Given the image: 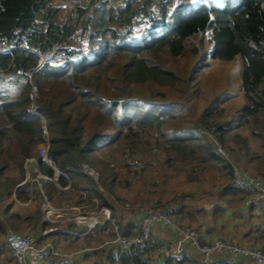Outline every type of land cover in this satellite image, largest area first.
<instances>
[{"label": "trees", "instance_id": "trees-1", "mask_svg": "<svg viewBox=\"0 0 264 264\" xmlns=\"http://www.w3.org/2000/svg\"><path fill=\"white\" fill-rule=\"evenodd\" d=\"M52 2L0 0V47H7L0 51V237L7 228L38 236L61 225L45 219L46 202L69 218L41 242L89 240L93 233L110 240L116 232L139 235L138 219L133 220L139 211L128 210L132 218L119 223L115 203L163 207L175 202V218L189 224L212 205L215 193L227 204L243 203L250 195L231 183V164L241 162L244 172L264 179V0H91L66 21ZM147 15L157 16L150 28L132 30ZM76 34L90 44L87 51L70 49ZM58 46H66L63 61L40 64L41 56ZM187 54L198 58L187 69L171 63ZM207 60L237 61L239 91L216 95L199 116L202 128L191 129L182 103L193 88L194 110L200 109L199 69ZM206 129L228 160L215 151ZM46 141L50 163L37 153ZM115 151L136 155L140 164L150 166L141 177L147 188L130 186L123 167L117 170L111 162ZM146 156H159L160 165L152 166ZM83 162L98 175L96 182L83 171ZM36 166L50 181L36 180ZM77 206L85 215L108 209L117 230L112 221H102L87 232L74 221L70 208ZM217 211L215 206L213 214ZM159 246L130 247L118 262L107 252L100 259L103 249H95V259L87 264H159L153 256ZM6 251L3 256L11 259ZM88 254H81L80 261L88 260ZM161 258L163 264L187 261Z\"/></svg>", "mask_w": 264, "mask_h": 264}, {"label": "built area", "instance_id": "built-area-1", "mask_svg": "<svg viewBox=\"0 0 264 264\" xmlns=\"http://www.w3.org/2000/svg\"><path fill=\"white\" fill-rule=\"evenodd\" d=\"M90 1L91 0H72L71 8L77 5L86 6ZM63 7H65V5H63ZM155 18H157L155 15L141 17L139 22L132 27V30L139 31L149 29ZM3 46L5 45L0 47V51H4L2 48ZM19 47L26 48L24 45H20ZM9 48H14V46L10 45ZM58 48L59 47L53 48L49 54L51 58H49V56L46 58L41 56L40 64L51 61L52 56L55 59H64L65 53L62 51L63 48ZM85 50L87 51V47L83 49V52H85ZM61 52L63 54H61ZM207 133L213 141L215 151L222 155L225 160H228L229 156L223 150L219 141L212 133ZM48 146V141L40 144L37 148V153L43 160L50 163L47 158ZM37 167L38 166L34 167V171L37 174L36 180L40 181L41 179H44L50 181L47 176L42 175L39 172ZM81 167L85 173L95 180V182L97 181L98 175L92 169L84 163H81ZM231 169V183L237 189L250 195L247 198L246 203L249 205L264 202V179L244 172L235 164H231ZM58 176L59 173L55 170L54 179L57 180ZM43 209L45 211V219L52 220V215L63 214L54 211L48 202L43 205ZM70 210H72V213L75 215L74 221L76 225L85 226L87 232L91 231L95 225L102 221H112L114 229L117 230L118 228L111 219L110 211L106 208H102L100 211L92 210L90 215H88L90 216V219H93V222L90 224L84 223L87 217L81 213L79 206L71 207ZM177 210L178 204L175 202L163 207L145 208L140 210L138 215L140 234L127 237L116 232V238L109 241L113 244L110 248V255L114 261L118 262L120 253L125 249L134 247L143 251L148 246L158 243L155 238V231L157 225H161L174 233L175 241L167 247L164 253V258L172 260L175 263L183 262L187 256L196 252L199 256L197 264H236L240 261H253L256 264H264V251L249 244H236L226 241L223 238L207 240L197 228L179 222L175 218ZM99 216L101 219H99ZM52 230L55 229L43 231L41 235L35 236L32 234L19 233L7 228L4 233V245L6 249L10 251L14 264H75L76 258L79 254H82V251L63 250L49 241L41 242L40 238ZM78 234L82 235L83 233L79 232Z\"/></svg>", "mask_w": 264, "mask_h": 264}, {"label": "rangeland", "instance_id": "rangeland-1", "mask_svg": "<svg viewBox=\"0 0 264 264\" xmlns=\"http://www.w3.org/2000/svg\"><path fill=\"white\" fill-rule=\"evenodd\" d=\"M71 1L72 0H53L52 5H54L56 8H58L59 10V18L60 20L63 19V21H66L67 19L71 18V16H76V9L78 7H80L79 5L71 8ZM63 5H65V7H63ZM156 17V15H155ZM89 43L86 39L79 37L77 34L73 37V39L71 40V45H70V49H75L77 51H83V49L85 47H89ZM58 49H62L66 46H58ZM3 49H6L7 47L3 46ZM86 51V50H85ZM61 54H63L61 52ZM49 58H51V56L49 55ZM63 58H53L52 56V61H56L59 62L61 61ZM198 61V58L191 55V54H187L185 57L176 60L174 62V64H177L179 69H187L188 66L193 65L194 62L196 63ZM170 62V61H169ZM200 71H202L200 78V84H199V91L201 93V107L198 110V112H195L194 107H195V101H196V96L193 95L192 91L193 88L191 90V95L188 96V98L186 99V101H184L182 103V114L185 117H188V121H187V125L189 128L193 129L194 126L196 129L202 128L199 124V116H201L203 110H205L208 105L210 104L211 100L218 94H222V93H228V94H232L234 92H238L239 91V69H238V63L233 62V63H224V62H218V61H213V60H207V66L202 67L201 69H199ZM206 77H211L212 79L210 81H206L205 78ZM213 83H217V85L221 84L222 87L220 89H216V90H212L210 86H212ZM207 84H209L210 86H207ZM132 94L139 96L140 95V91L139 90H134L132 92ZM173 99V98H172ZM171 99V100H172ZM173 101V100H172ZM176 101L181 102L180 100L176 99ZM36 105V101L35 98H32V102H31V106L30 108H34ZM175 123V122H174ZM194 128V129H195ZM207 130V129H206ZM208 132H210L209 130H207ZM251 143L253 144V146L255 145V142H253V140H251ZM97 155H99L100 158L102 159H106L109 160L111 158L105 157V155L100 154V152H97ZM113 157L111 162L113 163V165L115 166V168H117V170L119 169L118 166H121L123 168H120L121 172L124 174V176H127L130 178V186L131 187H136L138 188H147L144 183L145 181L141 182V177L143 175V172L145 171L146 168L150 167H144L143 164H140L141 160L135 158L136 155H129L128 153H121L120 151H115L113 152ZM159 156H152V157H148L146 156V161L151 165L154 164L155 166L160 165V162L157 160ZM135 164H134V163ZM146 162V163H147ZM84 163V162H83ZM145 163V162H144ZM130 165L131 168L133 169V173L132 175L129 176V174L127 175L126 172H128V168L127 166ZM238 168L242 167L241 162L236 163L235 164ZM153 166V165H152ZM38 168V167H37ZM26 177L25 180L26 181H31L32 178V174L30 172V169L27 167L26 168ZM36 170V169H35ZM163 170V168H162ZM155 179L156 182L159 181L160 177H150V179ZM95 181V180H94ZM24 183V181L22 182V184ZM127 181L125 182V184H122V188L125 189L127 187ZM21 185V184H20ZM122 192V191H121ZM119 194V193H118ZM121 195V194H119ZM226 200H222V199H218L216 193L213 195V199H212V205L207 206L201 213L198 214L197 217V222L196 224H189L187 222L183 223L185 225H189L192 227H197V229L203 233H205V231H207L206 235L207 236H211L213 237L212 239H218V238H223L226 241H230L232 243L236 242L235 240L229 239L228 237H225L226 235H231V237L236 236V239L240 238L241 235H245L247 233V235L245 237H243L242 239H240V242H242L241 244H249L251 246H255L257 248H259L260 250L264 251V224L262 219L264 218L263 215H261L263 213V209L264 207H256V209H252V208H245L242 202H238V201H231L230 203H226ZM173 203V202H171ZM215 206L219 207V211L216 212V214H213L214 208ZM160 207V206H159ZM145 208H158L156 207L154 204H143V205H138V207H133L130 205H126L124 207L118 205L115 203V219L116 221H118L119 223L121 221H124L126 219L129 218V211L128 210H135V211H140L143 210ZM258 210L259 214H257ZM91 213V212H90ZM90 213H86L87 215H85L84 212V216L87 217L85 219L84 223H89L88 220L90 219L88 215H90ZM69 218L67 217V215L65 214H55L51 216L52 221H60L62 222L61 225H56L53 227V229H62L64 227V223L65 220ZM99 219L100 216H99ZM93 220V219H92ZM82 222V221H80ZM259 224V227H258ZM86 225V224H83ZM29 230V229H28ZM85 231V229H84ZM201 232V233H202ZM233 235H232V234ZM96 234V235H95ZM93 233V236H90L89 240H85V239H77L76 241L71 242L70 239H63V238H57L55 237L54 239L50 238L47 239V241L53 243L55 246H57L60 249L63 250H68V251H72V250H79L82 251V255H84L86 252H88V260H83L82 262L78 263V264H87L88 262H92L95 259V254H92L94 249L96 250H102L103 248V252L101 253L100 259L103 258L106 254V250H107V243L108 241H110L111 238H104V237H100L97 235V233ZM262 234V235H260ZM256 239H254V238ZM259 237H262V239H260ZM104 239L102 244H95L96 241H98L99 239ZM234 238V237H233ZM259 238V239H258ZM60 239V240H57ZM235 239V238H234ZM85 243H91L94 244L93 247L89 248L84 245ZM5 247L4 245V235L0 237V264H12L10 263L9 259L10 258H5L4 253H6V248H1V247ZM103 247V248H102ZM84 251V252H83ZM3 252V254H2ZM81 255V254H79ZM11 256V255H10ZM3 257V258H2ZM81 257V256H80ZM80 258H78L79 261Z\"/></svg>", "mask_w": 264, "mask_h": 264}, {"label": "crops", "instance_id": "crops-1", "mask_svg": "<svg viewBox=\"0 0 264 264\" xmlns=\"http://www.w3.org/2000/svg\"><path fill=\"white\" fill-rule=\"evenodd\" d=\"M246 201H247V199H245V201L243 202V205H244V207L245 208H254V209H256V207H264V202H262V203H260V204H247L246 203ZM211 206V205H210ZM250 206H252V207H250ZM206 208V207H205ZM214 208V207H213ZM207 209V208H206ZM257 211V214H259L258 212V210H256ZM132 212V211H131ZM131 215H132V213H130ZM129 214V215H130ZM135 216H136V218L135 219H133L134 221H136V223H137V219H138V214H134ZM261 215H263V217H264V209H263V213L261 214ZM130 218H132L131 216H129ZM127 220V219H126ZM126 220H124V221H126ZM262 221H263V223L262 224H264V218L262 219ZM121 222H123V221H121ZM258 227H259V224H258ZM260 228V227H259ZM202 232V231H201ZM206 233H207V231H205V233H203L202 232V235H203V237L205 238V239H207V240H212V238L213 237H209V236H207L206 235ZM232 234V233H231ZM233 235V234H232ZM247 235V233L245 234V235H241V237L240 238H238V239H236V236H234L233 235V237L235 238H233V237H231V235L229 236V235H226L225 237H228L229 239H232V240H235L236 242H234V243H236V244H241L242 242H240V239H242L243 237H245ZM260 235H262V234H260ZM155 238H156V240L158 241V243H159V247L156 249V250H154L153 251V256H154V259L157 261H159V264H161L162 262H163V260H162V255L164 256V253H165V251H166V249H167V247H169V245H171L174 241H175V236H174V233L173 232H171L169 229H167V228H164L163 226H161V225H157V227H156V231H155ZM254 238V237H253ZM260 239H262V237H259ZM258 238V239H259ZM254 239H256V238H254ZM57 240H60V239H57ZM71 240V242H73V241H76L77 239H70ZM111 241V240H110ZM107 250H106V252L107 253H109L110 254V248L113 246V244L111 243V242H109L108 241V243H107ZM103 248V247H102ZM104 249V248H103ZM80 250V249H79ZM95 250V249H94ZM105 250V249H104ZM84 252V251H83ZM88 253V252H87ZM93 253H94V251H93ZM92 253V254H93ZM81 255H79L77 258H76V260H78V258H80V260H81V257H80ZM198 254L196 253V252H194V253H191L190 254V256L188 257H186V263L185 264H197V262H198ZM161 260H160V259ZM76 261V264H78V263H80L81 261ZM243 262V261H242ZM10 263H12V264H14V262H13V260H12V258L10 259ZM151 264H153V263H151ZM163 264V263H162Z\"/></svg>", "mask_w": 264, "mask_h": 264}, {"label": "bare ground", "instance_id": "bare-ground-1", "mask_svg": "<svg viewBox=\"0 0 264 264\" xmlns=\"http://www.w3.org/2000/svg\"><path fill=\"white\" fill-rule=\"evenodd\" d=\"M88 222L92 223V222H93V220H92V219H89V220H88Z\"/></svg>", "mask_w": 264, "mask_h": 264}, {"label": "water", "instance_id": "water-1", "mask_svg": "<svg viewBox=\"0 0 264 264\" xmlns=\"http://www.w3.org/2000/svg\"><path fill=\"white\" fill-rule=\"evenodd\" d=\"M19 188V186L17 187V189Z\"/></svg>", "mask_w": 264, "mask_h": 264}, {"label": "clouds", "instance_id": "clouds-1", "mask_svg": "<svg viewBox=\"0 0 264 264\" xmlns=\"http://www.w3.org/2000/svg\"><path fill=\"white\" fill-rule=\"evenodd\" d=\"M52 61V60H51ZM61 61H63V60H61Z\"/></svg>", "mask_w": 264, "mask_h": 264}]
</instances>
